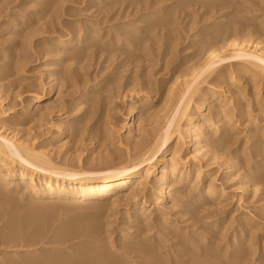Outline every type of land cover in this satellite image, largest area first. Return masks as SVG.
<instances>
[{"label": "rangeland", "instance_id": "obj_1", "mask_svg": "<svg viewBox=\"0 0 264 264\" xmlns=\"http://www.w3.org/2000/svg\"><path fill=\"white\" fill-rule=\"evenodd\" d=\"M42 2L46 0H0V132L16 134L30 143L36 141L37 145L46 144L45 149L59 159H81L87 166H98L111 159V165L117 166L126 161L128 148L134 150L137 142L154 134L163 125L160 123L165 121L170 109L176 105L179 93L185 88V81L195 71L197 79L202 81L192 102L196 116L210 113L212 116L217 110L225 109L224 112L228 111L230 116V128L221 136L226 145L224 143L225 147L223 145L219 150V157L211 160L213 164L205 176L208 180L217 181L216 184L225 194L223 198L215 199L216 208H209L205 214L208 219H203L204 222L191 219L189 214L181 212L186 208V203L176 206L170 200L161 202L156 206L169 214L168 230L165 232L161 226V229L157 228V222L153 224L151 234L144 233L152 236L161 231L160 235L167 237L176 230L171 227L176 222L181 227L179 233H187L196 243L197 239L208 236V247L213 245L210 251L221 256L233 241L240 219H245L250 223L245 229V237L240 241H248L254 235L251 240L254 245L251 251L254 252L248 255L249 260L253 261L247 260L246 263L259 264L262 261L264 264V184L245 189L247 179L264 173V75L244 64V60L226 59L221 49V46L231 43L230 34H225V31H233L235 23L254 31V34H240L242 37L264 44V0H220L218 5L204 0H192V3L190 0H162L163 5H158L163 12L154 14H147L149 4L146 0H51L47 9L46 6L42 8ZM203 2L205 4H201ZM151 9L149 11L153 12L154 8ZM11 22L16 23L13 30H9ZM216 23H220V26L214 29ZM201 27H206L210 32L196 36L197 29ZM75 31V35L72 34ZM90 31L91 36L86 42L75 45V50L72 48L65 52L67 55L64 57L60 55L56 43L60 36L70 39ZM83 49H86L83 57H71L73 52ZM214 53L218 59L225 60L215 68L207 69ZM55 65L58 70L53 71ZM17 66L19 70L16 72L14 68ZM98 81L103 86L97 94L93 88ZM50 84L55 85L56 96L28 110L30 101L48 91ZM85 91L87 97L83 98ZM73 103L78 104L76 111L71 107ZM133 107L139 110L137 121L131 117ZM73 110L77 118L67 121V133L56 138L54 135L61 119ZM151 118L152 122L148 120ZM131 124L136 128L128 143L126 136ZM212 136L215 137L214 134ZM184 137L180 139L181 143L175 138L172 147L180 143L181 154L184 153L182 155L187 156L186 159H192L193 142L188 141L187 135ZM233 162L234 170H231ZM198 164L199 161L195 160L188 167ZM252 167L255 171L250 174ZM188 186L192 185L185 184L181 189H189ZM121 197L123 200L115 206L110 201H97L76 208L53 200L49 203L51 207L37 212L36 217L31 205L22 203L18 206L21 208L23 205L22 211L18 207L15 210L18 211L16 218H12L16 213L11 210L15 204L10 199L2 201L0 264H24L26 260L28 263L35 259L40 262L31 264H43L57 254L72 253L75 249L81 251L84 246L90 245L99 251L101 249L106 256L110 254L111 258L114 256L117 259V256L124 254V260L133 262L130 258L134 254L128 249L134 242L130 241L129 244L128 237L134 235L139 238L144 233L139 235L142 230L140 232L132 222L136 216L132 215L131 209L143 201V196L140 195L134 203ZM65 198L72 197L68 194ZM187 199L182 198L181 202ZM7 201L10 202L9 207ZM152 207L147 206V210L151 211ZM7 210L13 212L7 213ZM127 210L132 212L127 213ZM29 215L33 216L30 222L28 220L31 218H27V221L24 218ZM215 223L216 227L213 226ZM222 226H228L226 232ZM182 236L167 240V245L174 241L181 242ZM197 244L196 247H200L201 244ZM126 245L129 248L125 252ZM243 246L246 247V244L239 246V249H243ZM99 251L98 255L101 254ZM108 257L107 260L103 256L98 257L102 259L95 262L111 264ZM120 257L119 261L123 262V257L121 260ZM43 260L45 262L42 263ZM135 260L138 261L137 258ZM131 262L128 264H136Z\"/></svg>", "mask_w": 264, "mask_h": 264}, {"label": "bare ground", "instance_id": "obj_2", "mask_svg": "<svg viewBox=\"0 0 264 264\" xmlns=\"http://www.w3.org/2000/svg\"><path fill=\"white\" fill-rule=\"evenodd\" d=\"M35 1L38 2L40 0H35ZM48 1L51 2V0H46L45 3L42 2L43 4L42 8H45V6H46L45 9L48 8V6L50 5ZM147 1L149 4L148 7H146L147 12H148L147 14L159 13V11L163 12L161 6L158 5L159 3H161L162 0H146V2ZM198 1L201 2V0H198ZM204 1H207V2L212 1L213 3H211V5L212 4L218 5L217 3L220 2V0H204ZM190 2L192 3V0H190ZM190 2H188L187 4H189ZM179 3H182V2H179ZM193 3L195 4L196 2L193 1ZM185 4L183 3V5ZM201 4H205V3L203 2ZM224 6L225 5H223V7ZM164 7L167 8V6H164ZM149 8L150 9L154 8V10L151 9L153 12H150ZM153 17H156V16L154 15ZM220 23H216L214 26V29H217V26H220L219 25ZM15 25L16 23H12L10 25L11 29L9 30H13ZM238 25L239 24L235 23L233 31H227V33L225 31V34H230L229 39L231 38L232 40H230L231 43L228 46H227V43L226 45L221 46V49L224 50L223 55L225 56L226 59L235 58L237 60L239 59L240 61L244 60L243 62L244 64L247 63L248 65L253 67L254 70L264 75V44H262V42L258 43L253 40L242 37L243 35L241 36L240 34H254V31L250 30V27L248 29H245L244 26L239 25L238 27ZM209 32L210 31L206 30V27H201L197 29L195 35L200 37V35L208 34ZM75 33L76 31L72 34L75 35ZM90 34H91V31L89 33H86L85 35L84 33L83 34L81 33L77 36H73L70 39H65L63 36H60L56 42L59 48L58 52L60 53V55L64 57L65 55H67L66 54L67 51H70L72 48L73 49L75 48V45L86 42V40H88V38L91 36ZM229 46L231 47V50H229ZM85 51L86 49L76 51L77 53L73 52L71 54V57L81 58L85 54ZM212 52H215V49ZM213 55L214 57L212 61L208 64L207 69H210L211 67L215 68L223 60H225V59H222V60L218 59L215 56V53ZM14 69H16L15 71L17 72L19 70V66H17ZM52 70L53 71L58 70V66L55 65ZM205 70L206 69H204V71ZM195 75L196 73L194 71L190 75V78L185 81V88L183 87L184 89L182 90L181 94L179 93V98H178L176 105L172 108V110L169 108L170 109L169 114L166 117L164 116L165 121L161 120L163 123L159 122L160 124H163V125L160 126V128L156 127V129L157 128L159 129L156 130L155 133L152 131L154 134H151V135L149 134L151 137H148L149 136L148 135L144 138L143 141L141 140V142L139 143L137 142L134 150L129 149L128 148L129 146H128L127 147L128 155L126 157V161L123 160L124 162H122V164H118L117 166H115L116 164L111 165V163H113L111 159H110L111 161L109 159L105 160L103 164L100 163V165L98 166L97 165L87 166L84 164L83 161H81V159L78 161H70L68 159H63V158L59 159V157L53 156L50 153V151L45 149L46 144L37 145L35 143L36 142L35 140H34L35 142L30 143L29 140L23 139L22 137H18L16 134L10 135V134H4L0 132V202H1L0 204H2V201L10 199L11 201L10 200L9 201L15 204V208L12 207L14 205L12 204L10 205L12 209L11 207L10 209L13 210L15 213L18 212L15 210H17L18 208L21 209L23 207V205L21 206V208L18 207L22 203H24V205L25 203H27L28 205L30 204L32 208L31 211H34V213H36L35 215L36 217L37 212H42L44 210L49 209L51 207L49 203L53 200L59 204H68L69 206H71V208L73 207L76 208V207H79L80 205L96 203L97 201L98 202L110 201L111 202L110 204L112 206L113 205L115 206L116 203L118 205V201L121 202V200H123L121 195L124 196V198H126L129 202H132V203H134V201L138 199L140 195H142L143 201H141V203L138 205L136 203L137 207L135 208V205H134V209H131L133 211L132 215L136 216V219L134 217L135 220L132 222H135V224L138 227H136L135 225L134 226L136 228H139L140 232L142 230V232L139 235H141L145 231L152 233L153 227L155 226L153 224L157 222H158V226L156 224L157 228L158 227L160 228L161 226L162 230H164L165 232L166 230H168L169 224L167 225V223L170 219L169 214L166 213L164 209L160 208V206L158 208L156 206L157 204H160L161 202L168 201V200L172 201L173 203L175 202L176 206L183 205V203H186L184 204L186 205L185 206L186 208H184L181 212L184 214L185 213L189 214L191 216V219L204 222L202 221L203 219L204 220L208 219L207 215H205L206 212H209L210 210L209 208H211V206H214L217 203L215 199L223 198L224 197L223 194H225L224 192L221 191V189L216 184L217 181L213 179L208 180L207 178H205V176H206V173L210 170L211 165L213 164V161L211 160L217 159V157H219L217 156V154L219 150L222 149L225 143L223 140V137L221 136L224 135V133L228 130V128H230L229 127L230 124H228V121H229L228 118H230V116H228L229 114L228 111L226 113L224 112L226 111V109L224 111L217 110L216 114L215 115L213 114L212 116L210 115L212 113L208 115L201 114V116H198V115L196 116L192 102L194 100L195 95L197 94L200 83H202V81H200V79H197ZM47 79L49 78L47 77ZM102 86H103V83L101 81H98L94 85V88L93 87L92 88L95 89L96 90L95 92L98 94V92L102 90ZM87 91H85L83 98L87 97L86 96ZM56 93L57 92L55 91V85L51 86L50 84L48 91L44 92V94L42 95H38L34 97L30 101L31 105L28 107V110H33L34 108H36V106H38L39 103L43 102L44 100H48L50 98L55 97ZM76 105L78 104L73 103L71 105L72 109H74L75 111H76L75 109ZM262 109L264 111V106L262 107ZM74 110L72 113L68 114L66 117L61 119L58 125L57 133L56 135H54L56 138L61 137L67 133V130H68V126L66 123L67 121H71L77 118L75 116L76 112L74 113ZM138 112L139 110L137 109V107H133L131 109V117H134V120H136ZM148 120L151 121L152 118ZM144 122H146V120ZM150 125H153V124H150ZM132 126L133 125L131 124V126L127 130L129 134L128 136H126L127 142L128 141L130 142L134 135L133 133L136 127L134 128V126L133 127ZM157 126L159 125L157 124ZM146 127L147 126L145 125L144 127L145 131H146ZM152 128L153 127L151 126V129ZM147 131H149V129H147ZM212 134H214L215 137H213ZM185 135L189 137L190 140L188 141L193 142L194 150L192 152L193 155H191L192 159H186L187 156H185L186 157L185 158L183 156L184 153H182L183 155L181 154L182 150L179 147L181 143L180 139L183 138ZM175 138H178L179 140L177 139V141L178 142L180 141V143L179 145L176 143L175 147H172V143L175 140ZM159 153L161 154L159 155ZM195 160L199 161V164L189 168L188 166H191L193 164V161ZM230 167H231V170L234 168V162L232 165H230ZM254 171L255 170L253 169V167L252 169H249L250 174L253 173ZM263 174H261V176L252 175V177L249 179L246 178L247 181H246L245 189L246 187L247 189L248 187H252V185L256 187L260 183L264 184ZM185 184L187 185L190 184L192 186L191 187L188 186L189 189H184V188H183L184 190L181 189L182 187H184ZM128 189H130V192L129 191L127 192ZM194 191H196V193H194ZM68 194L72 197L71 199L65 198V196H67ZM182 198L183 200L184 198H188V199L185 200V202L183 201L181 202ZM10 202L8 203L7 201V205L10 204ZM151 205H153L154 207V208L152 207L153 210L156 208L154 211H152V209L151 211L147 210V206H151ZM163 205H161V207ZM7 207H9V205ZM3 210H5V207L3 208ZM11 210L9 211L12 213L13 211ZM131 210H127L126 212L128 213ZM9 211L7 213H9ZM167 212H169V210ZM29 213L30 212H28V214ZM17 215L18 214L16 213V216L13 217L14 216L13 215L12 218H16ZM19 216H20V213H19ZM31 216L29 215V217H24V218H26V221H27V218H31ZM248 217L246 219H248ZM18 219L19 217L17 218V220ZM31 220L32 218L29 219L28 222H30ZM172 221L173 220H171V222ZM175 223H172L171 227H174L176 230H173L171 232L169 231L170 233L168 234L167 237L162 236V234L160 235L161 233L160 230H159L160 233L156 232L152 236H147L149 235V233H144L143 235H141L142 237L140 236L139 238L136 236L134 237V235L133 237L132 236L128 237L129 241L128 240L127 241L129 244H131L130 241L134 242L132 246H130L127 243L130 248L128 247V245H126L127 247L125 248V252H126V249L129 248L128 251H130L131 254H134L130 258L131 260H133V262L131 261L130 262L136 263V264H247L246 263L247 260L250 262L253 261V260H249L248 255L251 252L252 253L254 252V251H251L254 248V245L251 244L252 242L251 240L254 235L252 236V238L249 237L250 239L248 241H240L245 237V229L249 227V223H250L249 221H245V219H240L239 223L237 222L238 223L237 224L238 229L236 228L237 233L234 236V239L232 238L233 241L229 245L227 244L228 249H226V251H224V249L222 250L224 251V254L222 255V253L220 252L221 256H219L218 254L219 252L217 253L218 254L217 256L216 253H214L213 251L212 252L210 251L213 245L212 246L209 245L208 247V244H207V240L209 238L208 236L202 235L203 236L201 238L202 240L197 239V243L201 245L200 247H196L197 243L194 242L192 239H190L191 238L190 235H188L187 233L184 234L185 233L184 231H183L184 232L183 234H180L181 232L179 233V230L181 231V227L177 226ZM217 223L213 224V226L216 227ZM20 224L22 226V222ZM25 224L23 226H25ZM226 228L228 229V226L223 227V230H225ZM181 235H183L181 242L180 240L178 242L174 241V243L172 242L173 244L167 245L166 243L167 240H172V239L176 240V238L178 239V237L180 239ZM217 237H218V234H217ZM216 243L214 245H216ZM244 243L246 244V247L243 246L242 247L243 249L240 250L239 246H242ZM219 245L217 246L218 247L217 250H219L220 248ZM84 247L86 249L84 248L81 251L75 249L77 252L74 250L75 252L73 251L72 253L64 252V253H60L59 255L57 254L53 258L51 259L49 258V260L46 259L47 260L46 262L45 260H43L42 263L45 262L43 264H93L95 261H97L96 259H98V261L102 259L98 257L103 256V258L105 257L104 259L107 260L106 257L110 255L109 252H108L109 254L108 256H106L107 254L105 255V253H103L104 254L103 255L101 249L99 251L98 248L96 249L91 248V245L90 247L89 246L88 247L84 246ZM97 251H99L102 254V256L101 254H99L100 255L99 256ZM251 256L253 257L254 255L252 254ZM118 257L120 256H117V259ZM122 257H123L122 260H124V257L126 256H124L123 254ZM122 257H120V260ZM202 257H204L203 260H201ZM108 258L111 259V264L130 263L128 262V260H124L123 262L119 261V259L117 260L116 257L114 258V256L113 258H111V256H109ZM135 258H137L138 261H136ZM35 260L34 261L30 260L31 261V262L29 261L30 263L29 262L27 263V260H26L24 264H31L32 262L37 263L39 261V260L38 261H35ZM8 261L10 262V260ZM106 262L107 261H105V263ZM261 262L259 264H262ZM107 263L109 264V262ZM7 264L9 263L7 262Z\"/></svg>", "mask_w": 264, "mask_h": 264}]
</instances>
